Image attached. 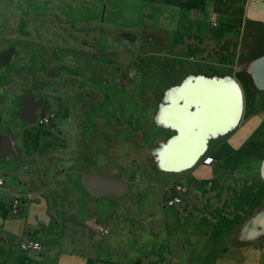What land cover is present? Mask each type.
<instances>
[{
	"label": "crops",
	"instance_id": "1",
	"mask_svg": "<svg viewBox=\"0 0 264 264\" xmlns=\"http://www.w3.org/2000/svg\"><path fill=\"white\" fill-rule=\"evenodd\" d=\"M151 1L146 21L167 35L162 40L167 56L201 65L204 76L238 81L243 109L237 125L208 139L198 159L203 163L181 170L162 167L154 149L169 137L131 133L135 94L159 91L84 80L90 72L88 27L106 21L104 14L95 20L70 10L97 11L106 2L4 0L0 264H228L221 262L235 263L253 250L264 254V201L256 205L255 191L249 200L245 189L237 188L241 180L264 181L259 173L264 106H257L264 102V60L255 63L264 57V0H245L235 16L207 0ZM14 3L15 12L7 7ZM121 48L114 52L118 58L126 53ZM127 57L133 58L129 52ZM49 113H54L51 123L41 124ZM157 123L152 125L156 133L169 127ZM240 136L249 139L247 145L239 143ZM175 182L185 188L184 203L167 207ZM14 194L22 199L17 216L8 207ZM256 206L260 216L255 218ZM98 224L110 234H101ZM25 237L41 241L42 248L21 250Z\"/></svg>",
	"mask_w": 264,
	"mask_h": 264
},
{
	"label": "rangeland",
	"instance_id": "2",
	"mask_svg": "<svg viewBox=\"0 0 264 264\" xmlns=\"http://www.w3.org/2000/svg\"><path fill=\"white\" fill-rule=\"evenodd\" d=\"M3 1L4 0H0V11L2 10V7H4ZM101 1L106 2L102 4V7L107 4V6H104L105 8L101 10H70V12L75 13L76 16H79V14L85 15V17L87 18L95 20L102 18V15L104 14L103 21H106L104 26L91 25L88 27L90 29V35L88 37L89 55H87L86 59L89 63L88 68L90 72L85 74L84 80L86 82L93 81L94 84L105 83L107 81L109 83L117 82L121 85L124 84L140 86L151 90V92L153 90H158V95L135 94L131 115L133 124V130L131 131V133L135 134L137 132L139 133V131L142 134L146 133L148 135L154 133L158 136V140H165L168 137L169 138L167 140H169L173 136L177 135V130V132H175V129L166 127V129L163 128L156 133L154 127L152 126L156 125L155 122L157 123L156 116L159 114L158 103L162 101L160 103L161 106V104L164 102L168 89H172L173 87L182 85L181 83L187 80L189 76H198L199 74L203 75L202 70H205L206 68H202L201 65L198 67V65H196V63H193L192 61L190 63H187L186 61H175L174 58H171V56H167L168 54H170L169 50L168 53H166V51H163L166 48H163L165 43H162V40L165 39L167 35H164L161 30L152 29V26L148 25L146 21L147 18L150 17L148 12H150L154 7L153 1ZM244 1L245 0H207L206 4L214 8L216 7V10L219 12L228 9L235 16L236 13H242V11L244 10ZM13 2H15V0H13ZM7 7L14 12L17 11L15 10L16 8H19L15 3L12 5H8ZM93 15L95 16L93 17ZM215 22H218V19H216L214 23ZM130 27L136 28L129 29ZM235 32H239V30H236ZM119 45H121V49L126 50V53L119 54V56H121L120 58H118V54H115L117 53ZM128 52L133 58L127 57ZM212 75L213 74H211L210 77H212ZM99 87L101 88V86H98V88ZM165 90L166 92L164 95ZM152 97H155V100H153ZM152 100L154 102H151ZM261 100L257 105L258 107L264 106V102ZM143 102V108H141L140 105ZM150 102L151 104H149ZM188 123L189 125L187 124V128L190 132L187 133L188 137L185 139V141H187L188 143L194 141L193 143L198 144L199 140L196 136L189 138L191 137V134L189 135V133L192 132V122L190 121ZM141 125H146L143 126V130L140 128ZM159 126L165 127L162 125ZM235 131L236 130L227 133L225 135V137L227 136V138H224L228 139L229 137H232L236 133ZM243 135L244 137L246 136V134ZM240 137L241 138L239 139V143L241 142L242 145H247L249 139H245L242 136ZM224 138L219 142L221 143L220 145L215 143V150L221 148L224 145ZM188 143H186V145H188ZM190 150H193V148H190ZM203 162V159H201L199 161L197 160L195 163L200 164ZM195 163H193V165ZM211 164L216 167L215 161ZM166 169L177 170L175 169V167H173V165L168 164L166 166ZM259 173L260 175L262 173L260 169ZM237 188L245 189V194H249V200H251V192L255 191L257 195H254L253 201L256 205H262L264 201L262 197V195H264V181L259 178L254 181L241 180L238 182ZM188 205V201L186 200L184 206ZM257 207L258 206H256V210L253 211L255 218L260 216V212L258 211L259 207ZM261 251H263V254L264 243L262 244ZM239 257H236L235 263H232L231 261L226 262V260H223V262L221 263L241 264L237 261H243L242 264H264V254L261 256V253H256L255 250H253L251 253H243V255Z\"/></svg>",
	"mask_w": 264,
	"mask_h": 264
},
{
	"label": "bare ground",
	"instance_id": "3",
	"mask_svg": "<svg viewBox=\"0 0 264 264\" xmlns=\"http://www.w3.org/2000/svg\"><path fill=\"white\" fill-rule=\"evenodd\" d=\"M231 84L191 76L185 84L167 90L157 121L175 128L178 132L154 149L162 167L167 164L173 165L177 170L191 167L208 147L211 136L216 137L229 127L233 129L241 117L235 120L237 97ZM191 106L196 107L191 110ZM190 121L192 132L189 133V138L196 136L198 144L185 141L187 133L190 132L187 128Z\"/></svg>",
	"mask_w": 264,
	"mask_h": 264
},
{
	"label": "built area",
	"instance_id": "4",
	"mask_svg": "<svg viewBox=\"0 0 264 264\" xmlns=\"http://www.w3.org/2000/svg\"><path fill=\"white\" fill-rule=\"evenodd\" d=\"M215 24H218V22H215ZM54 117V113L44 114L40 118L41 124L49 125L51 123L52 118ZM5 184V180L3 178L0 179V186H3ZM174 190V193H172L171 196H167L165 200V205L167 207H174L176 205L184 203V186L181 183H173V186L171 187ZM21 205H22V199L19 195L14 194L10 198V202L8 204L9 212L13 216H17L21 212ZM97 229L101 234L108 235L110 234V229L105 227L104 224H98ZM42 248V243L39 240L30 239L28 237H25L20 242V249L23 251H38Z\"/></svg>",
	"mask_w": 264,
	"mask_h": 264
},
{
	"label": "water",
	"instance_id": "5",
	"mask_svg": "<svg viewBox=\"0 0 264 264\" xmlns=\"http://www.w3.org/2000/svg\"><path fill=\"white\" fill-rule=\"evenodd\" d=\"M262 60H264V57L258 59L257 61H255V63L256 64H259V63L262 62ZM198 77H200L202 79H206L207 81H217L219 83L221 82V83H229V84L232 83L231 84L232 85V88H234V92L236 93V97H237V102H236V107H237L236 108V115H237V117H235V120H236V118L239 119V117H241L242 102H243V93H242V90L240 88L241 86H240V84L238 83L237 80H235L231 76H226L224 78H220V77H217V76H212L211 78H209L208 76H204L202 74H199ZM186 81L187 80H185L182 84H185ZM236 123H238V120H237ZM236 123L234 125H237ZM234 127L235 126H233V129H234ZM225 132H228V131H225ZM262 175L264 177V165H262Z\"/></svg>",
	"mask_w": 264,
	"mask_h": 264
}]
</instances>
